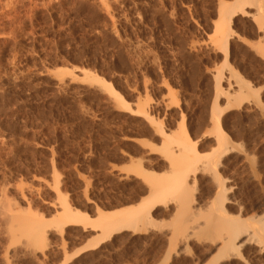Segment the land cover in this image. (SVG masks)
Listing matches in <instances>:
<instances>
[{"label": "rangeland", "instance_id": "obj_1", "mask_svg": "<svg viewBox=\"0 0 264 264\" xmlns=\"http://www.w3.org/2000/svg\"><path fill=\"white\" fill-rule=\"evenodd\" d=\"M257 7L0 0V264H264V234L252 226L264 220ZM183 152L196 160L183 199L150 208L149 177H167ZM65 201L89 220L98 209L149 207V221L77 252L99 230L67 222ZM233 221L245 222L239 235H229ZM228 237L234 251L212 259Z\"/></svg>", "mask_w": 264, "mask_h": 264}, {"label": "bare ground", "instance_id": "obj_2", "mask_svg": "<svg viewBox=\"0 0 264 264\" xmlns=\"http://www.w3.org/2000/svg\"><path fill=\"white\" fill-rule=\"evenodd\" d=\"M14 1V0H13ZM248 1L252 4H255L256 6H258L257 8L261 7V10H264V8H262V6H260V0H247V3ZM264 2V0H262ZM246 3V2H245ZM6 4V3H5ZM223 4V3H222ZM225 5V3H224ZM6 6V5H5ZM232 6V4H231ZM229 8V11H230V7ZM242 9V8H241ZM226 10V9H224ZM2 11V10H1ZM227 11V10H226ZM233 12V11H232ZM264 14V13H263ZM226 15V14H225ZM225 15L224 18H225ZM229 18H227V21L225 22V19L222 20L221 18V23L220 24V29L223 27V26H229V22H230V16H228ZM262 17V16H261ZM263 18V17H262ZM262 20V19H261ZM264 21V20H263ZM261 25V24H260ZM226 28V29H227ZM219 29V30H220ZM218 30V29H217ZM215 30V31H217ZM218 32V31H217ZM223 34V33H221ZM219 33V36L221 35ZM223 46L225 47V44H223ZM226 49V48H225ZM224 60H226V57H227V52L226 50H224ZM63 71V68L59 67L56 69V72H62ZM81 74L85 79H87V81H94V82H98L99 84L101 85H104V86H107L109 89L113 90L117 96L120 97L119 93L117 91H115L113 89V87L111 86V83L109 81H106L102 76H99L98 74H96L94 71L90 70V69H84L82 68L81 69ZM218 86V85H217ZM247 89V88H246ZM258 93H256V98L258 99ZM219 114H217V112H214V120H215V123L216 124V128L219 130L220 126H219ZM162 132V131H161ZM222 139H225V137H222ZM223 144V143H222ZM224 146V145H223ZM169 154H173V151L174 150H168ZM185 152L181 153L180 155H177L179 157V160L180 163H174V162H170V169L172 170H169L171 172L168 171V176L167 177H164V178H160V177H154V176H151L149 177L148 181H149V184L151 185L150 188H149V191L147 189V192L149 193L150 195V199H149V202H151L150 204V208L151 207H156L157 204H160V203H166L168 200H176V198H180L179 201L181 199H183L184 197V190H185V187L187 188V183L188 182V179H189V173L191 172V170L193 171H196L194 169V165H192V161L194 160V162L196 161L195 158L192 159L191 157H189V155H185L184 154ZM175 159V161H177ZM194 164V163H193ZM196 164V163H195ZM193 166V167H192ZM205 166V165H204ZM198 168V167H196ZM202 169V166L200 167ZM138 170H140L138 168ZM208 170V169H207ZM207 170H204V171H207ZM141 172V170H140ZM214 175L215 172H212ZM142 174V173H141ZM194 174V173H193ZM215 177V176H214ZM212 178V177H210ZM216 179V177H215ZM214 180V179H213ZM216 182V180H215ZM222 183V182H221ZM224 184V183H223ZM187 185V186H186ZM214 185V184H213ZM217 186H220V183L217 184ZM224 185L220 186L221 188L217 191V194H219L220 196H222L223 198V195L224 193H222L223 191V187ZM149 187V186H148ZM192 187V186H191ZM228 187V185H227ZM189 189V188H188ZM225 190V188H224ZM215 191V190H214ZM226 191V190H225ZM224 191V192H225ZM219 192V193H218ZM222 194V195H221ZM148 196V195H147ZM174 196V197H173ZM174 198V199H173ZM219 200L220 197L218 196ZM193 200V198H192ZM145 201V200H144ZM148 201V200H147ZM147 201H146V204H147ZM177 202V201H176ZM192 202V201H191ZM190 202V203H191ZM195 202V201H193ZM181 203V202H180ZM173 204V203H172ZM195 204V203H194ZM164 205V204H163ZM182 205V204H181ZM197 205V204H196ZM145 206V205H144ZM158 206V205H157ZM176 206V205H175ZM180 204L178 205L177 204V207H176V211H180L182 208H180L179 210V207ZM183 206V205H182ZM140 207H143L140 205ZM139 207V208H140ZM145 208V207H143ZM148 208V210H145L142 211V209H130L129 210H108V211H105V210H101V209H98L96 210V215H95V218L93 217V219H90L88 218V216L84 213H80V211H77V209H73L71 206H69V204L65 201L63 203V206H62V209H61V215L66 219L67 222H72V223H81L83 225V227H86V226H89L91 229H98L99 232L97 234H95V236L91 239H89L82 247L81 249H79L77 252L81 251V250H87L88 248H94L95 246H97V244H99V242H101L102 240H104V238L107 236L109 237L111 235V233L113 231H120L122 229H137V225L140 224V223H143L146 221V218H148V214H149V210L150 208L149 207H146ZM178 209V210H177ZM195 209H196V206H195ZM141 210V211H140ZM190 210V209H189ZM152 211V210H151ZM184 211V210H183ZM180 213V212H179ZM192 213V212H191ZM176 214V213H175ZM152 216V215H151ZM150 216V218H151ZM154 216V215H153ZM156 217V216H155ZM252 218V217H251ZM235 219V218H234ZM253 219V218H252ZM153 220V219H151ZM229 220V219H228ZM243 220V219H242ZM259 220V218H258ZM22 221V220H21ZM26 221V220H25ZM148 221H149V218H148ZM147 221V223H148ZM24 223V222H23ZM66 223V222H64ZM147 223H145L147 225ZM231 223L230 220L229 222H227V224ZM239 222H235L234 224V221L232 222V226L231 228H229V235L230 233H234V232H237L235 234H238L239 235V232L241 230V228H243V226H246L243 222L240 223ZM39 221L36 223V224H31L30 226L28 227H31V228H28L31 230V235L32 236H36V235H39ZM144 224V223H143ZM253 224V223H252ZM250 224V225H252ZM256 224V225H255ZM24 225V224H23ZM36 225V226H34ZM42 225V224H41ZM145 225V226H146ZM237 225V226H236ZM240 225V226H239ZM141 226V225H140ZM252 226H254V232L258 233V234H264V220L262 219L261 221H257V223H254ZM139 227V226H138ZM35 228V229H34ZM143 228V227H141ZM34 229V230H33ZM42 229V228H41ZM40 229V231H41ZM140 229V228H139ZM252 229V227H251ZM29 230V232H30ZM133 230V231H135ZM33 232V233H32ZM30 235V233H29ZM251 235V237H253L254 234H249V236ZM257 235V234H256ZM106 237V238H107ZM257 237L259 238V236L257 235ZM260 237H262L260 235ZM223 238V237H222ZM234 239V238H233ZM248 239V238H246ZM260 239V238H259ZM223 240V239H222ZM221 240V242H222ZM244 241V240H243ZM220 242V243H221ZM241 242V240H240ZM242 245V244H241ZM218 247V246H217ZM233 243L232 241L229 239V237L225 240H223L222 242V245L216 250L218 252L215 253V256H213L212 259L216 258V254L217 255H220L221 252L224 254L226 251H228L229 249L233 250ZM76 252V253H77ZM68 260L70 259V257L67 258ZM211 259V260H212ZM211 262V261H210ZM209 262V263H210ZM213 262V261H212Z\"/></svg>", "mask_w": 264, "mask_h": 264}, {"label": "trees", "instance_id": "obj_3", "mask_svg": "<svg viewBox=\"0 0 264 264\" xmlns=\"http://www.w3.org/2000/svg\"><path fill=\"white\" fill-rule=\"evenodd\" d=\"M115 61H116V59H115Z\"/></svg>", "mask_w": 264, "mask_h": 264}]
</instances>
